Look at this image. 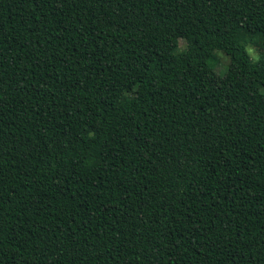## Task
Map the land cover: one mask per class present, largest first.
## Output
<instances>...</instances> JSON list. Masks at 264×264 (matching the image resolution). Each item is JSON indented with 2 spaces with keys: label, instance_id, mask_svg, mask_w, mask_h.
Here are the masks:
<instances>
[{
  "label": "trees",
  "instance_id": "trees-1",
  "mask_svg": "<svg viewBox=\"0 0 264 264\" xmlns=\"http://www.w3.org/2000/svg\"><path fill=\"white\" fill-rule=\"evenodd\" d=\"M0 264H264V0H0Z\"/></svg>",
  "mask_w": 264,
  "mask_h": 264
},
{
  "label": "rangeland",
  "instance_id": "rangeland-1",
  "mask_svg": "<svg viewBox=\"0 0 264 264\" xmlns=\"http://www.w3.org/2000/svg\"><path fill=\"white\" fill-rule=\"evenodd\" d=\"M184 45H185V42L183 40H180L179 41V48L182 49L184 47ZM247 51L249 52L250 56L253 59L257 58V52L254 49L248 48ZM216 56L218 59V64L215 68V71H216V73L222 75L226 71L229 60H228V57L222 53H217Z\"/></svg>",
  "mask_w": 264,
  "mask_h": 264
}]
</instances>
